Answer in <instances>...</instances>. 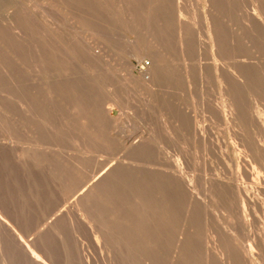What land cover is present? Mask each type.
<instances>
[{"label":"bare ground","instance_id":"6f19581e","mask_svg":"<svg viewBox=\"0 0 264 264\" xmlns=\"http://www.w3.org/2000/svg\"><path fill=\"white\" fill-rule=\"evenodd\" d=\"M60 1L64 4L69 2L68 0L66 3L64 0ZM60 1L53 0L52 2L61 3ZM81 1L83 5L89 2V0ZM116 1H113L114 4ZM129 1L136 3L134 0H126L127 3ZM90 2L93 4V1ZM107 2L109 3V1L105 3ZM145 2L146 12L144 10L145 14L140 17L132 14L136 11L135 9L131 13L123 12L114 15V17L117 16V19L113 17L116 20V23L114 21L115 28L117 22L118 27L119 22L126 25L125 30L122 28L123 34L117 32L121 37L117 35L124 40L122 46H114L115 44L108 46L109 44L95 42L89 32L82 34L86 38L89 37L88 39L91 38L92 41L82 38V41L85 39L87 42L74 44V40L70 42L71 36L68 34L72 29V22L66 21L71 19V17L66 18L68 15L64 17V21L71 25L68 32L67 28L65 30L60 28V22H57L59 19L53 20L58 23H55L54 29L53 26H50V30H47L45 26L43 27L46 29L38 27L41 23L38 24L40 14L44 15L46 12H43V9L40 16L36 13L38 19L37 15L35 17L31 15L32 13L27 14L30 18L29 22L36 25L35 29L33 27V30L27 29L25 24L26 30L23 27L25 25L21 24L23 29L19 34L17 31L7 32L14 33L13 38H17L16 41L19 42L22 51H20L21 60L14 59L15 57L12 56L7 58V67L9 70L13 67L18 69L19 73L16 72L18 73L16 75L22 72L21 82L19 80L18 83H21V88L25 91L7 93L4 97L6 107L0 110V133L2 132L3 135L2 141L0 140V150L12 155L13 164L23 165V170L18 177L26 189H29L31 178L28 169L32 168L33 171L30 170V172H33L31 175L34 189L31 188L34 191L39 189L45 195L46 192L56 194L55 205H62V207L64 205L60 211H55L56 209L50 206L52 209H49V213H59L47 226L48 228L46 227L44 232H37L36 236L41 237V234L49 236L48 233L55 232V229L51 231L50 227L54 228L57 221L69 219L71 223L72 219V221L75 220L73 222L78 223H74L75 225L87 226L83 228L85 230L88 228L93 236L90 238L95 239L96 246L102 251L101 247L105 244L107 246L112 239V232L117 231V239L119 238L120 242L118 248L116 249L115 245L112 246L110 242V245L116 249L115 252L112 248L114 250L113 260L111 259L113 262L117 259L120 262H128L131 258L132 264H264V225L260 229L258 220L255 226H259V230L252 232L253 230L249 229L250 235L243 240V243H246L245 247H239L236 244V238L235 242L233 241L232 227L230 228L232 234H228L231 238L223 232H221L223 234L218 233L223 242V246L220 247L221 251H218V246L216 249V238L212 235L211 237L208 235L201 245L198 228L194 226V223H197L195 222L196 215L202 211H197V208L203 207L202 202L206 199L213 202L214 199L226 196L229 200L227 208L231 211L229 216L226 213L227 217L230 221L235 220L236 224L243 222L245 228L247 226L250 228L256 223L255 220L258 217L256 215L264 212V0H199L197 17L200 21L198 24L202 28L201 35L194 27L197 22L193 25L183 18V15H188L186 9L188 0H147ZM89 3L86 4L88 9L91 8L90 5L93 7L95 4L96 6V3L93 5ZM118 3L115 4L116 7ZM136 4L139 8H143V3L141 6L138 2ZM37 6L42 7L36 3L34 10ZM52 6V8L56 7ZM69 6L65 7L66 11ZM100 6L95 8L96 12L98 11L96 17L101 14ZM128 6L133 7L132 4L131 7L128 4L125 9H128ZM110 7L114 6L110 5ZM116 7L114 9L118 12ZM58 9L56 8L57 11ZM28 10L26 12L30 13ZM69 10L72 12L71 9ZM90 10L87 12L88 17ZM57 11L54 9L52 15L57 14L58 16ZM48 13L44 15V18L45 16L52 17ZM75 14L77 15V12ZM103 14L104 11L101 14L103 17L98 15L99 20L97 18L95 20L99 22L101 19H107L108 16L104 14L105 18ZM194 14L193 11V17H196ZM60 15L61 13L59 17ZM91 15L93 18V11ZM22 16H19L20 20ZM74 17L82 19V17L72 15V18ZM193 17L189 18L194 19ZM110 18L109 16L108 19ZM195 19L194 21L197 20ZM18 20L15 22L18 23ZM95 22L91 23V26L99 27L100 24L95 26ZM111 22L109 24H112ZM91 26H87V30H94ZM7 27L11 28L9 25ZM112 27L114 28L111 25ZM96 28L95 33L97 31L100 34L104 29L102 28L99 32L100 28L98 30ZM2 31L6 32V30ZM103 32L111 35L106 31ZM128 35H134L136 40H131ZM39 36L42 40L48 41V43L45 42L47 45L49 43L50 45L45 46L43 42L41 44ZM200 37L203 39L200 40ZM11 38L7 39L10 41ZM37 39L40 44L35 45L33 42ZM15 43L12 45L14 46ZM3 55L5 56L4 53ZM0 59L4 57L0 56ZM145 60L148 61V65H144ZM134 62L139 63V70ZM4 75L3 73L1 77ZM3 82L7 84L5 80ZM8 84L11 85L10 82ZM217 85L219 87L218 97L213 93V88H217ZM30 89L33 93H27ZM203 90L211 95L207 96ZM11 91H13L12 88ZM193 98L197 99V104L194 103L199 107V110L194 108V112L201 110L200 113L208 115L207 117L205 114L206 119L210 122L214 120L219 123L216 124L218 127L223 125L226 128L223 129L228 131L233 151L238 152L232 164L235 167L234 172L223 170L222 173L214 174L209 161L203 159L204 170L203 173L201 171V174H198L193 164L191 165L186 159L185 149L188 147L193 150L196 144H200L210 149V153L216 147V145L213 147L210 127L203 125L205 117L199 113L196 115L197 111L196 114L191 111ZM70 135H74L75 140L81 146L86 149L89 147L93 153H102L109 157L117 155V157L111 158L114 161L111 164H108L106 159L96 161L93 170H87L84 163L94 162L95 157L87 158L86 154V158L81 156L75 162H71L64 155L65 152L62 153L64 148L62 145L66 137L69 138ZM222 142L225 144V139ZM108 144L113 146L112 149L114 148L111 153L106 151ZM182 145L185 149L180 147ZM165 149L168 152L164 151ZM175 151H179L178 156L182 155L186 165L185 169L176 167L179 159L175 167L160 162L162 154ZM225 158L227 159V156ZM221 165L220 167L225 169V165L223 164L224 168ZM1 193L0 190V233L5 237H13L18 248L31 264H45L40 258L37 260L34 255L33 242L36 240L33 239L26 243L21 241L24 236L17 228V223L21 220L18 221L10 214V204L6 201L7 199L5 201L3 200L5 198L1 199ZM39 195L41 197V193ZM34 196L32 198L36 197ZM22 198L24 200V197ZM22 198L20 197L21 200ZM23 200L21 202L26 201ZM224 201L220 199L219 203ZM224 204L228 205V202L220 203V205ZM201 207L199 208L203 209ZM179 208L181 213L178 211ZM208 208L206 207L207 212H209ZM28 209L30 212L31 208ZM21 210L23 209L21 208L17 213L20 214ZM49 213H47L48 216ZM178 213L180 219L178 217L176 222L180 220V226L175 229L177 230L175 240L169 244L171 225ZM18 214L17 216L21 218ZM205 217L207 218V214ZM199 219H201L200 215ZM232 223L235 225L234 221L230 222L231 225ZM56 224L59 230L58 224L61 222ZM83 228H79L80 231ZM59 236H61L60 233ZM62 239L66 241V238ZM63 240L60 242L64 244ZM69 247V250L75 249ZM137 249H142L141 254L145 249L146 255L144 254V257L136 255ZM62 251L57 250V255L65 258L66 253L64 255ZM77 253L80 257L81 252ZM66 257L65 259L71 264L72 258ZM9 262L10 260L5 264H10Z\"/></svg>","mask_w":264,"mask_h":264},{"label":"rangeland","instance_id":"374dc122","mask_svg":"<svg viewBox=\"0 0 264 264\" xmlns=\"http://www.w3.org/2000/svg\"><path fill=\"white\" fill-rule=\"evenodd\" d=\"M20 1V2H19ZM34 1H36L35 2V4H34ZM38 1V2H37ZM48 1H49V3H48ZM53 0H0V26H2V27H4V26H6V27H4L3 29H1L2 27H0V35H2L3 36V38H2V36H0V40H1V42H0V47H2V48H0V56H1V58H3L4 57V59H0V62L3 60L4 62L2 63H0V72H2V73H0V74H2L3 75V73L5 74L4 75V77H1L0 76V79H2L3 81L5 80V83H7V84H4V82L2 81L1 83H0V95L2 96H0V110H3V109H5V107H6V101H5V95L7 94V93H22V92H24L23 90H22V85H20L21 83H18V81L19 82H21V79H22V72H21V74L20 75H16V74H18L19 73V71H18V69H16V68H12L11 70H9L8 69V59L7 58H9L10 56H12L14 59H19V60H21L22 59V57H21V47H20V44H18L19 42L18 41H16L17 40V38L15 37V38H13L15 35H13V34H9V33H12V32H18V34L20 33V32H22V25H27V27H26V25L25 26H23V27H25L24 29H31V30H33V28L35 29L36 28V25H33V23L31 22H29V20H30V18H29V16L28 15H30L31 13V15H33V16H35L36 17V15L38 14H40V12L42 11V9H43V12L44 11H48L49 10V8H50V11H48L47 13L50 15V16H52V17H49V16H45V18H44V15H47V13L46 12H44L45 14L43 15V14H40L39 16H40V18H42V19H40L39 17H38V15H37V19L39 20L38 21V24L40 23V26L38 25V27H43V26H45L46 28H48L47 30H50V28L53 26V29H54V26H55V23H57V22H60L59 23V25L61 26L60 28H64V30H65V28H67L66 29V31L68 32L71 28H70V26L72 25V29L70 30V32H68V34L71 36L70 38H71V40H70V42H73L72 40H74V44H82V43H84V41L85 42H87V41H92V40H90V39H88L89 37H84V33L86 32H89V33H91L92 34V38L95 40V42L97 41L98 43H105V45L107 44H109L108 46H113L114 44V46H122V44H123V42H124V40H122V38H120L121 36L119 35L120 33L119 32H121V34H123L122 33V31H123V29L126 27V25H125V23H122L121 22V24H122V26H121V24H120V22H119V27H118V22H117V27L119 28H115V25L116 24H114V21H115V23H116V20H114V18L115 19H117V16H115L114 17V15H117L118 13H126V12H129V13H131L132 12V10H136V11H134V12H132V14H136L137 16H141V15H143V14H145L144 12H146V6H145V4L147 3V2H145V1H147V0H143L142 1V3L144 4V2H145V4L144 5H142V3H141V0H137V1H135L134 0V2H138V4L139 3H141V4H139L140 6L142 5V7L144 8H141V9H143V10H141L140 8H139V6H137V4L136 3H133V2H131V1H129V2H131V4H132V6L133 5H135V6H133V7H131V4L128 2H126V0L124 1V0H120L119 1V3L116 1V0H106V1H109V3L107 2V3H105L106 1L104 0V2H103V0H96L97 2H94L95 0H89V2L90 1H93V4L94 3H96V6H97V8H99V6H100V3L101 2H103V3H101L102 5L100 6V9L99 10H101L100 12H101V14H102V12L104 11V14H106V16H108V18H109V16L111 17L110 19H108V21L109 22H111L112 24H109V22L107 21V19H103L105 22H102L103 20L101 19V21H99L98 22V20H99V18H98V15H97V17H96V13H98V11L96 12V10H95V8H96V6H95V4H94V6L92 7L91 5L89 6V7H91L92 9H94L95 10V12H94V10H92L91 8H89L88 9V6L86 5V4H88L89 2H87L88 0H85V2H87L86 4H82V1L81 0H68L69 2H68V4L66 3V0H64V2L66 3V4H64L62 1H60V0H56V1H60L61 3H59V2H52ZM101 1V2H100ZM113 1H116V3H118L119 5L121 4V6H119L118 4H117V7H116V3L114 4V2ZM121 1H124V2H121ZM128 1V0H127ZM133 1V0H132ZM197 1V2H196ZM198 1L199 0H188V4H187V6H186V9H187V12H188V15H190V16H188L187 14H185V15H183V18H184V20L186 19V21H188L189 23H191V24H196L195 22H197V24L194 26L195 27V29L200 33V35L202 34V28H201V25H199L198 23H200V21H198L199 19H198V17H197V14H199V7H198ZM9 2H11V4L9 3ZM22 2V3H21ZM40 2V3H39ZM84 2V1H83ZM84 2V3H85ZM121 2V3H120ZM126 2V3H125ZM9 3V4H8ZM14 3V4H13ZM30 3V4H29ZM36 3L38 4V5H41L42 7H40V6H37L36 8L37 9H35L34 10V6L36 5ZM129 4L130 5V7L131 8H129V6H128V9L126 8L125 9V7L127 6H124L125 4ZM13 4V5H12ZM27 4H29V5H27ZM33 6H32V5ZM45 4V6H43ZM70 4H72V5H70ZM89 4H92L91 2L89 3ZM92 4V5H93ZM106 4H108L107 5V7H105L106 6ZM52 5H54V6H56L55 8H52L53 6ZM66 5V6H65ZM70 5V6H69ZM99 5V6H98ZM104 5V6H103ZM110 5L111 6H114V7H112L113 8V10H112V8L110 7ZM60 6H65V7H68L69 6V9H71L72 10V12L69 10V9H67V11H66V8H65V11H66V13H65V11H64V8H61ZM87 6V7H86ZM119 6V7H118ZM192 6V7H191ZM11 7V8H10ZM20 7V8H19ZM34 7V8H33ZM41 8V10H38V9H40ZM48 7V8H47ZM60 7V8H59ZM104 7V10H102V8ZM116 7V10H118V12L117 11H115V8ZM123 7V10H121V8ZM135 7V8H134ZM32 9L31 11L30 10H28V9ZM46 8V9H45ZM53 10H52V9ZM56 8L58 9V11L56 10ZM87 8V9H86ZM96 8V9H97ZM119 8V9H118ZM198 8V9H197ZM54 9H55V11H57L56 13H58V16H57V14L54 16V15H52V14H54ZM93 11V18H91V14H92V11ZM108 10L106 13H105V11L106 10ZM191 9V10H190ZM193 9V10H192ZM24 10V11H23ZM28 10V12L30 11V13H27L26 11ZM33 10H34V12H35V14H34V12H33ZM75 10V11H74ZM88 10H90L89 11V17L87 16L88 15ZM128 10V11H127ZM145 10V11H144ZM196 10V11H195ZM198 10V11H197ZM71 13H70V12ZM120 11V12H119ZM144 11V12H143ZM191 11H192V13H191ZM193 11H194V15H196V19L193 17ZM9 12V13H8ZM23 12V13H22ZM24 12L26 13L25 15H24ZM39 12V13H38ZM62 12H64V14L62 13ZM73 12H74V14H73ZM77 12V15L75 14ZM99 12V13H100ZM114 12H116V13H114ZM135 12H137V13H135ZM17 13V14H16ZM37 13V14H36ZM42 13V12H41ZM51 13V14H50ZM61 13V15H60V17L61 18H63V19H61L60 17H59V14ZM69 13V14H68ZM91 13V14H90ZM94 13H95V15H94ZM108 13L110 14V15H108ZM113 13V14H112ZM23 16H22V15ZM28 14V15H27ZM73 16H77V17H82V19H79V18H76V17H74L76 20H73L74 18H72V15ZM99 15V16H102V15ZM103 14V15H104ZM43 15V16H42ZM68 15V16H67ZM70 15V16H69ZM113 15V16H112ZM192 15V16H191ZM19 16H22V20H20V17ZM67 16V17H66ZM105 16V15H104ZM106 16H105V18H106ZM46 17H47V19H46ZM55 19H54V18ZM64 17H66V18H70L71 17V19H68V20H66V21H68V22H72L71 23V25H68V24H70V23H67L66 21H64L65 20V18ZM85 17H86V19H85ZM103 17V16H102ZM114 17V18H113ZM191 17H193L196 21H194V19H190ZM14 18H16L15 20H14ZM19 20H18V19ZM87 18H88V20H87ZM90 18H91V20H90ZM98 19V20H95V19ZM25 21H24V20ZM56 19H59V20H57V22L56 21H53V20H56ZM19 21L18 23L17 22H15V21ZM41 20V21H40ZM52 20V21H51ZM71 20H73V21H71ZM85 20V21H84ZM87 20V21H86ZM191 20V21H190ZM193 20V21H192ZM64 21V22H63ZM83 21H84V23H83ZM91 21V22H90ZM95 22V26H98L99 24V27H92L91 26V23L92 22ZM15 22V23H14ZM62 22H63V24H62ZM93 22V23H94ZM98 22V24L96 25V23ZM102 22V23H101ZM2 23V24H1ZM17 23V24H16ZM28 23H30V24H28ZM92 23V24H93ZM104 23V24H103ZM5 24V25H4ZM11 24V25H10ZM22 24V25H21ZM49 24V25H48ZM58 24V23H57ZM105 24H106V26H105ZM110 26H109V25ZM114 24V25H113ZM139 24V23H138ZM11 26V28L13 29H11L10 27H7V26ZM20 25V26H19ZM31 26V28H30V26ZM103 25V26H102ZM111 25L112 26H114V28L112 27L111 28ZM51 26V27H50ZM79 26V27H78ZM90 27L91 26V29L92 28H94V32H92V30H87V28L88 27ZM142 26V25H141ZM33 27V28H32ZM45 27H43V29L45 28ZM80 27H82V28H80ZM108 27H109V29H108ZM199 28V29H201L200 31H199V29H197V28ZM7 28V29H6ZM10 28V29H9ZM16 28V29H15ZM19 28H20V31H18L19 30ZM45 28V29H46ZM74 28H76V29H74ZM86 28V29H85ZM95 28H96V30H98V28H100L99 29V32H101V30H102V28H107V29H103L102 30V32L103 31H106V32H108V33H110L111 35L109 36V35H106V34H104V32L102 33L101 32V34L100 33H98L97 31H96V33H95ZM123 28V29H122ZM11 31H9V30ZM26 29V30H27ZM83 29V30H82ZM90 29V28H89ZM113 29V30H112ZM143 29V28H142ZM2 30H6V32L5 31H2ZM75 30V31H74ZM112 30V31H111ZM115 30H116V33H115ZM120 30V31H119ZM125 30V29H124ZM23 31H25V30H23ZM114 31V32H113ZM143 31H144V29H143ZM5 32V33H4ZM7 32H9V33H7ZM74 34H73V33ZM119 34H118V33ZM84 35H83V34ZM107 33V34H108ZM113 33H115V35H114V37H117V38H114V37H112L113 36ZM4 34H6V36L4 37ZM17 34V33H16ZM96 34V35H95ZM120 36H118V35ZM8 35V36H7ZM9 35L15 40H13L11 37H9ZM72 35H74V37H75V39H77V41H75V39H74V37L72 36ZM97 35H100V36H97ZM102 35V36H101ZM117 35V36H116ZM108 36V37H107ZM129 36V38L131 39V40H136V39H134V38H136L134 35H128ZM40 37V36H39ZM81 37V38H80ZM101 37H103V39L101 38ZM6 38V39H5ZM7 38H11L14 42H16L15 44H16V46H15V44H14V46L12 45L14 42L10 39V41H9V39H7ZM70 38H68V39H70ZM82 38H85L84 39V41H82L83 39ZM105 38H107V39H105ZM110 38V39H109ZM120 40H119V39ZM82 39V40H81ZM99 39V40H98ZM203 38L202 37H200V40H202ZM3 40V41H2ZM6 41V43H5V41ZM36 40V39H35ZM39 40H41L40 42H41V44H43V43H45V42H47L48 43V41H46V40H42V38L40 37L39 38ZM39 40L37 39V41H34L33 43H35V45L36 44H40V42H39ZM12 41V42H11ZM100 41V42H99ZM120 41H121V43H120ZM43 42V43H42ZM69 42V43H70ZM115 42V43H114ZM117 42V43H116ZM118 42H119V44H118ZM9 43V44H8ZM11 43V44H10ZM72 43V44H73ZM46 44V43H45ZM44 44V45H45ZM111 44V45H110ZM12 46V47H10V46ZM18 45V46H17ZM43 45V46H44ZM48 45H50V43L48 44ZM47 44L45 45V46H48ZM124 45V44H123ZM38 46H42V45H38ZM4 47V48H3ZM15 49V50H14ZM21 51V52H20ZM13 54V55H10L11 53ZM15 52H16V54H15ZM19 52V53H18ZM3 53L5 54V56L3 55ZM9 54V55H6V54ZM21 53V54H20ZM20 55V56H19ZM8 56V57H7ZM18 56V57H17ZM30 57V56H29ZM117 57V56H116ZM6 58V59H5ZM5 61H6V63H5ZM147 60H145V61H143V63H144V65H148V61L146 62ZM134 64H135V66H136V68H137V70H139L140 69V66H139V63H137V62H134ZM137 64V65H136ZM4 70H3V69ZM2 70V71H1ZM9 70V71H8ZM14 70V71H13ZM7 72H9L8 74H7ZM16 72H18V73H16ZM15 73V74H14ZM7 74V75H6ZM11 74V75H10ZM15 75V76H14ZM8 76V77H7ZM12 78H11V77ZM7 77V78H6ZM11 78V79H10ZM13 78H15L14 80H12ZM20 78V79H19ZM6 79L11 83V85L10 84H8L9 82L8 81H6ZM11 80H12V82H11ZM15 81V82H14ZM16 83H18V84H16ZM13 84H15V85H13ZM4 85V86H3ZM7 85V86H6ZM9 85V86H8ZM11 86V87H10ZM6 87V88H5ZM8 87H10V89L8 88ZM11 88L13 89V91H11ZM15 88H16V90H15ZM18 88V89H17ZM20 89V90H19ZM214 89H216V90H214ZM18 90V91H17ZM206 90V89H205ZM205 90H203V92L204 93H206L205 92ZM20 91V92H19ZM213 93H215V96H217V94L219 93V87H218V85H217V88L216 87H214L213 88ZM215 91H217V92H215ZM28 92H31V93H33V91L30 89L29 91H27V93ZM3 94V95H2ZM207 94V96L208 95H211V93L209 94V93H206ZM134 96V95H133ZM218 97V96H217ZM197 104V99L195 100L194 98H193V107L191 106L190 108H192V110L191 111H193V113H195L196 114V111L194 112V110L195 109H198L199 110V107L198 106H195V103ZM3 103V104H2ZM195 106V107H194ZM197 107V108H196ZM195 108V109H194ZM201 111V110H200ZM200 111H197V114L196 115H198V113H199V115H203L204 117H205V119H203L204 120V122H203V120L201 121V122H203L204 124L203 125H208L209 127H210V129H211V133H212V142H213V147H215V145H216V147H217V151H216V147H215V149L213 148L211 151H212V153H210L209 151H210V149H207V147L205 148V147H203L202 145H200V144H196L195 145V147L194 146H191V147H194L193 148V150H192V148H184V146L182 147V146H180L182 149H185V156H186V159L190 162V164L194 167V169L196 170L195 172H197L198 174H201V171H202V173H203V170H204V166H202V163H203V165H204V162H203V159H205L206 161H209L208 163L210 164V166H211V169L213 170L212 171V173H214V174H218V173H222L223 172V170H224V172L225 171H232V172H234L233 171V169H235V167H234V165H232L233 163H234V160H235V158L238 156V152L236 151V150H234L233 151V146H232V141H230V135L228 134V131L227 130H224V129H226L223 125L222 126H220V127H218V125H216V124H219V123H217V122H215L214 120H212V122H210V120L209 119H206V116L208 117V115L206 114V116H205V114L203 113H200ZM208 120V121H207ZM214 121V122H213ZM211 124V125H210ZM217 126V127H216ZM215 128V129H214ZM218 128V129H217ZM224 128V129H223ZM221 131V132H220ZM222 132H226L225 134H223ZM71 134H73V133H71ZM215 134H216V136H215ZM228 134V135H227ZM218 135V136H217ZM3 135H2V132L0 133V140L2 141V137ZM71 136V135H70ZM69 136V138L68 137H66V141H65V143L62 145L63 147H61V148H63V150H62V153H64V155L66 156V157H68L70 160H71V162H75L76 161V159L77 158H79V157H81L82 156V158H86V154H87V158L88 157H95V160H94V162H85L84 163V165H86V166H84L87 170H93V165L95 164V162L97 161H103V159L105 160L106 159V161H107V163L108 164H111V163H113L114 161H113V159H111V158H114L115 159V157H117V155L116 156H114V157H109V156H106V155H104V154H102V153H93L91 150H90V148L89 147H87V146H85V147H87V149L86 148H84V146H81V144H79V142H77V140H75V138H74V135H72L71 137ZM215 136V137H214ZM220 136H221V138H220ZM224 136V137H223ZM219 138V139H218ZM213 139H214V141H213ZM224 139H225V144H224V142H222V141H224ZM0 141V142H1ZM227 141V142H226ZM222 142V143H221ZM229 142V143H228ZM68 143H70V144H68ZM72 143V144H71ZM215 143V144H214ZM198 146H199V148H198ZM75 147V148H74ZM110 147H111V149H112V145L110 146V144H108L107 146H106V151L107 152H112V151H114V148L111 150L110 149ZM202 147H203V151H202ZM229 147V148H228ZM226 148H228V149H226ZM231 148H232V150H231ZM207 149V150H206ZM65 150H67V151H65ZM190 150V151H189ZM191 150H192V152H191ZM233 153H235V154H231L232 152ZM64 151V152H63ZM164 151H167L166 149L164 150ZM187 151V152H186ZM194 151V152H193ZM198 151V152H197ZM214 151H216V152H214ZM221 151V152H220ZM2 152V153H1ZM68 154H67V153ZM168 152V151H167ZM178 152L179 151H175V152H169V153H167V154H162L161 156H160V158H162V161H160V162H163V163H166V165H170L171 167H175L176 165H177V162H178V165L176 166V167H178L179 169H185L186 168V165L184 164V160H183V158H182V155H180V156H178ZM200 152H201V154H200ZM203 152V153H202ZM219 152V153H218ZM224 152H226L225 154H224ZM0 190H1V194H2V196H4V197H2L1 196V199L2 198H5V199H3L4 201L6 200L9 204H10V214L11 215H13L14 217H16V219L18 220V221H20V222H18V223H20V224H18L17 223V228L19 229V231L23 234V238L21 239V241L22 242H24V243H26V242H31V241H33V239H34V241L35 242H33V246H34V248H33V252L35 253L34 255H35V257H36V259L38 260V258H40L45 264H70V262L68 261V260H66L65 258H67L66 256H68V258H72V263L71 264H107L106 262H109L108 264H132V261H131V258L128 260V262H120L119 261V259H117V261H112L113 260V252H114V250H115V252H116V249L118 248V245L120 244V242H119V238L117 239V231L115 230V231H113L112 232V239H110V242L112 243H110V242H108V244H107V246H108V248H107V246H106V244L105 245H103V247H101L102 246V244H100L101 246V248L103 249V251L100 249V248H98L97 246H96V242H95V239L93 238H90L92 235L90 234V232H89V230H88V228H86V230L84 229L85 227H87L86 225H85V227L84 226H82V225H84V224H79V226L78 225H75V224H78V223H76V222H73V221H75V220H73L72 221V219H71V223H70V221H69V219H61V220H59V221H57L56 223H59V222H61V224H58L59 226V230H58V228H56L57 227V224L55 223L54 225H55V227L54 226H52V227H54V228H51L50 227V229H51V231H54V229H55V232H53V233H48L49 234V236H50V238H49V236H46V235H43V234H41V237H39L38 235L36 236V234H37V232L39 233L40 231H42V232H44V230L46 229V227L48 226V225H50L51 223H52V220L55 218V216L59 213H57V212H53V213H49V209H52L51 207H53V209L55 208L56 210L55 211H60V210H62L63 208H64V205H63V207H62V205H55V198H56V194L54 195V194H51L50 192H46V195L42 192V191H40L39 189H35V191L33 190L34 189V186H33V177H32V171H33V169L31 168V169H28V174L30 175V180H29V189H26L24 186H23V184L21 183V181H20V178L18 177L19 176V174H20V172L23 170V165H21V163H12V155H10L9 153H3V151L2 150H0ZM217 156H215L214 154ZM4 154V155H3ZM6 154V155H5ZM8 154V155H7ZM204 156H203V155ZM213 154V155H212ZM104 155V156H103ZM184 155V154H183ZM212 155V156H211ZM219 155V156H218ZM234 155H235V157H234ZM84 156V157H83ZM167 156V157H166ZM201 156V157H200ZM227 156V159L225 158ZM179 157V158H178ZM211 157V158H210ZM215 157V158H214ZM221 159H219V158ZM234 157V158H233ZM96 158H97V160H96ZM200 158H202V159H200ZM232 158V159H231ZM102 159V160H101ZM164 159V160H163ZM170 161H169V160ZM179 159V160H178ZM226 159V160H225ZM168 160V161H167ZM178 160V161H177ZM204 160V161H205ZM216 160V161H215ZM221 163V161H222V165L220 164V163H218V161ZM202 161V162H201ZM230 161H231V163H230ZM171 162V163H170ZM173 162H175L174 164H173ZM181 162V163H180ZM211 162V163H210ZM11 163V164H10ZM199 164H201V165H199ZM223 167V164L225 165L224 167H225V169H222L221 167H220V165ZM13 165V166H12ZM214 165H215V167H214ZM218 165H219V167H218ZM234 167H232V166ZM13 168H12V167ZM3 167V168H2ZM20 167V168H19ZM182 167V168H181ZM199 167V168H198ZM202 167H203V169H202ZM223 167V168H224ZM14 168H15V170H14ZM215 169V170H214ZM221 169V170H220ZM5 170V171H4ZM30 170H32L31 172H30ZM86 170V171H87ZM2 171V172H1ZM5 172V175H4V172ZM2 173V174H1ZM2 175V176H1ZM12 175V176H11ZM8 182H11V183H8ZM18 182V183H17ZM30 182H31V186H30ZM238 183H240L239 181H238ZM6 184V185H5ZM15 184V185H14ZM16 186H19V187H16ZM33 189H32V188ZM7 188V189H6ZM6 189V191H4ZM27 192H26V191ZM38 190V191H37ZM4 192H6L5 194H4ZM19 192V193H18ZM32 192V193H31ZM41 193V197H40V194ZM6 195H8V196H6ZM24 195V196H23ZM26 195V196H25ZM32 195V196H31ZM36 197H35V196ZM37 195H39V196H37ZM6 196V197H5ZM35 197V198H32V197ZM20 197L22 198V197H24V200H26V201H24L23 200V198H22V200L24 201V202H21L22 200L20 199ZM50 198V199H49ZM40 199V200H39ZM220 199H222V201H224V202H228V205H225V204H227V203H225L224 205H220V203L221 204H223L224 202H220L219 203V201H220ZM220 199H214V201L212 202L211 200H205V201H203L202 203H203V207H201V206H199V207H201V208H203V209H200L199 207L197 208V211L199 210H202V211H200L201 212V214H200V212H198L199 214H197L196 215V219H195V222L197 221V223H194V226H196L197 228H198V231H199V240H200V244L202 245L204 242L203 241H205V239H206V237L209 235H212V236H214L215 238H216V242H215V247H216V249H218L219 248V250L218 251H221V249H220V247L221 246H223V242H222V240H221V235L220 234H232V232H230L231 231V229L234 231L233 233V235L234 236H232V238H234L233 239V241L234 240H236L237 241V245L239 246V247H241V246H243V247H245L246 245H244V244H246V243H243V240L245 239V238H247L250 234V232H248L249 231V229L250 230H253L252 232H255V231H257V230H259L258 229V227H256L255 225L256 224H258L257 223V220H258V222H259V224L258 225H260V229H262V227H263V222H264V212H263V214H258V215H256V217H257V219L255 220L256 221V223H254V224H252L253 225V227H252V225H251V227L249 228L248 226L245 228L244 226H245V224H243V222H241V223H238V224H236V222H235V220H231L230 221V219L227 217V215L229 216L230 215V213H231V211H229L230 209H228L227 207H229V200L227 199V197L225 196H222V198H220ZM204 200V199H203ZM219 200V201H218ZM35 202H37L36 203V205L34 204ZM34 204V205H33ZM54 204V205H53ZM39 207H38V206ZM31 206V207H30ZM43 208H42V207ZM51 206V207H50ZM60 206H61V208H60ZM226 206V207H225ZM205 207V208H204ZM206 207H209L208 209H209V212H207L208 210H206ZM222 207H224V208H222ZM23 209V210H21V213L20 214H18L20 211V209ZM28 208H31V210L32 209H34V210H32V211H34V213L30 210V212H29V209ZM40 208V209H39ZM226 208V209H225ZM19 209V210H18ZM37 209H38V211H37ZM43 209H44V211H43ZM221 209V210H220ZM36 210V211H35ZM204 210H206V212L204 211ZM17 211H18V213H17ZM178 211H180L179 213H181V209L179 208V210ZM222 211V212H221ZM38 212V213H37ZM207 214V218L205 217V213ZM35 213H37V214H35ZM47 213H49V216H48V214ZM178 213V215H176L177 217H175V221H173V223H172V225H171V229H170V234H169V239H168V242H169V244L170 243H172L174 240H175V237L177 236V230H175V229H178L179 228V224H180V220H177V222H176V219L180 216V214ZM220 213H222V214H220ZM226 213H227V215H226ZM17 214L18 215H20L21 216V218L19 217V216H17ZM51 214V215H50ZM55 214V215H54ZM205 214V215H204ZM33 215V216H32ZM35 215V216H34ZM199 215H200V217H201V219L203 220V222H202V220L201 219H199L198 220V218H199ZM223 215H226V216H223ZM39 216V217H38ZM204 216V217H203ZM221 216H223V217H221ZM32 217H34V218H32ZM225 217V218H224ZM260 217H261V220H260ZM45 218V219H44ZM204 218H205V221H204ZM228 220H227V219ZM259 218V219H258ZM37 219V220H36ZM49 219V220H48ZM178 219H180V217L178 218ZM224 219H226V220H224ZM242 220V219H241ZM263 220V221H262ZM199 221V222H198ZM232 222V221H234V223H235V225L233 224V225H231L230 224V222ZM37 222V224H35ZM73 222V223H72ZM213 222V223H212ZM240 222V221H239ZM25 223V224H24ZM75 223V224H74ZM176 223H178V225L176 224ZM214 223H215V225H214ZM223 223V224H222ZM21 224H22V226H21ZM40 224V225H39ZM47 224V225H46ZM195 224H198V225H195ZM262 224V225H261ZM37 225V226H36ZM46 225V226H45ZM175 225H176V228H175ZM217 225V226H216ZM241 225V226H240ZM243 225V226H242ZM40 226H42L43 227V230H42V227H40ZM77 226L79 227V228H83V229H81L82 231H80V229L79 228H77ZM82 226V227H81ZM215 226V227H214ZM234 226V227H233ZM35 227H37V228H39V229H37V228H35ZM227 227V228H226ZM229 227V228H228ZM232 227V228H231ZM240 227V228H239ZM48 228V227H47ZM215 228H216V230H217V232H216V230H215ZM224 228V229H223ZM231 228V229H230ZM236 230H235V229ZM242 228V229H241ZM244 228V229H243ZM37 229V230H36ZM41 229V230H40ZM53 229V230H52ZM56 229L59 231V233H60V235L61 236H59V233H57L58 231H56ZM230 229V230H229ZM243 231V230H245L247 233L245 234V231H241V230ZM24 230V231H23ZM61 230V231H60ZM84 230V231H83ZM223 230V231H222ZM227 230V231H226ZM228 230H229V232H228ZM263 230H264V227H263ZM175 231H176V233H175ZM228 232V233H226V232ZM221 232H223V233H221ZM35 233V234H34ZM57 233V234H56ZM63 234V236H62V234ZM174 233H175V236H174ZM218 233H220L219 235H218ZM33 234H34V236H33ZM56 234V235H55ZM236 234V235H235ZM2 234L0 233V264H5L6 263V261H7V263H8V260H10V264H31L30 263V260L28 259V258H26L24 255V253H22L21 252V250H20V248H18V246H17V242H15L14 241V238L13 237H11V236H7V237H5V235H2ZM53 235V236H52ZM42 236H44V237H42ZM113 236H115V238H113ZM229 236V235H228ZM5 237V238H4ZM38 237V239H35V238H37ZM74 237V238H73ZM93 237V236H92ZM211 237V236H210ZM230 238H231V235L229 236ZM239 237V238H238ZM44 238H46V239H44ZM56 240H54V239ZM62 238H66V241L65 240H63ZM236 238V239H235ZM42 239H44V240H42ZM57 239H60V240H57ZM65 241L64 242V244L66 245H69V246H65L64 244H63V242H60V241ZM91 239L93 240L92 241V243H90L91 242ZM77 240V241H76ZM115 240V241H114ZM117 241V242H116ZM235 242V241H234ZM77 245H76V244ZM78 243H80V244H78ZM114 243V244H113ZM239 243V244H238ZM243 243V244H242ZM78 246V248L76 249V246ZM113 246V245H115L114 247L116 248H114V247H112L111 245ZM2 245H3V247H2ZM71 245H73V247L71 246ZM80 245V246H79ZM75 246V247H74ZM83 246L85 247V248H83ZM106 246V247H105ZM111 246V247H110ZM217 246H218V248H217ZM68 247L69 248H75L74 250H72V249H68ZM80 248V249H79ZM114 250H113V249ZM110 249V250H109ZM57 250H63L62 252H63V254L64 253H66V256H65V258L64 257H62V256H59V255H57ZM79 251V253H80V257L77 255L78 253V251ZM80 250H82V251H80ZM140 250H142V249H137L135 252V254L136 255H139L140 257H144L145 255H146V250L145 249H143V251H142V254H141V251ZM6 251H7V254H6ZM86 251V252H85ZM111 251V252H110ZM5 252V253H4ZM74 252H76V253H74ZM102 252V253H101ZM24 254V255H23ZM104 254V255H103ZM145 254V255H144ZM12 255H14V256H12ZM65 255V254H64ZM109 255H110V257H109ZM7 256H12V257H7ZM15 256L17 257V258H15ZM77 257L79 258V259H77ZM108 257H109V260H107L108 259ZM10 258V259H9ZM17 259V260H16ZM77 259V260H76ZM112 259V260H111ZM15 260V261H14ZM84 260V261H83ZM86 260H87V262H86ZM257 260V259H256ZM112 261V262H111ZM12 262H14V263H12ZM131 262V263H130ZM33 263V262H32ZM33 264H35V263H33ZM135 264V263H134ZM137 264V263H136Z\"/></svg>","mask_w":264,"mask_h":264}]
</instances>
